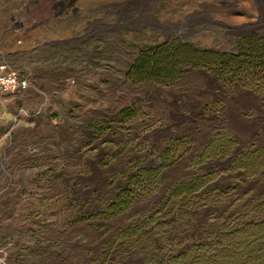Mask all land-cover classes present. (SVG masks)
<instances>
[{"label": "rangeland", "instance_id": "374dc122", "mask_svg": "<svg viewBox=\"0 0 264 264\" xmlns=\"http://www.w3.org/2000/svg\"><path fill=\"white\" fill-rule=\"evenodd\" d=\"M47 23L39 38L4 41L12 24ZM253 32H264V0H0V57L33 73L27 91L0 89V264H88L171 185L231 162L196 159L217 133L231 135L234 154L264 147V94L205 68L174 85L128 75L167 39L232 51ZM126 81L179 92L136 95ZM173 139L183 141L163 163ZM133 162L163 164L157 191L116 217L88 215L115 197Z\"/></svg>", "mask_w": 264, "mask_h": 264}, {"label": "trees", "instance_id": "16d2710c", "mask_svg": "<svg viewBox=\"0 0 264 264\" xmlns=\"http://www.w3.org/2000/svg\"><path fill=\"white\" fill-rule=\"evenodd\" d=\"M190 67L264 94V32L243 35L232 51L170 38L140 52L128 75L134 81L174 85ZM182 141L169 140L163 163L171 157L170 146ZM235 143L229 133H217L196 159L213 154L231 162L171 185L149 211L114 230L88 264H264V147L234 154ZM162 166L133 162L122 173L126 183L115 197L88 215L110 219L138 198L152 196L161 183Z\"/></svg>", "mask_w": 264, "mask_h": 264}, {"label": "built area", "instance_id": "2783aa9c", "mask_svg": "<svg viewBox=\"0 0 264 264\" xmlns=\"http://www.w3.org/2000/svg\"><path fill=\"white\" fill-rule=\"evenodd\" d=\"M33 73L26 72L0 57V89L5 92L27 91L32 88Z\"/></svg>", "mask_w": 264, "mask_h": 264}, {"label": "crops", "instance_id": "0c3cea01", "mask_svg": "<svg viewBox=\"0 0 264 264\" xmlns=\"http://www.w3.org/2000/svg\"><path fill=\"white\" fill-rule=\"evenodd\" d=\"M2 25L6 26L7 24L4 22ZM51 25L52 24L47 23V24H44V26H41V28L39 30H34V29H30V28L24 29L19 24L17 27L12 24L9 26V28L5 29L4 41H5V43L8 44V47H11V45H14L15 41L19 40V38L21 36H24L26 41L31 40L34 36L36 38H39L40 33L45 32L44 29H46V30L49 29L51 27Z\"/></svg>", "mask_w": 264, "mask_h": 264}, {"label": "bare ground", "instance_id": "6f19581e", "mask_svg": "<svg viewBox=\"0 0 264 264\" xmlns=\"http://www.w3.org/2000/svg\"><path fill=\"white\" fill-rule=\"evenodd\" d=\"M254 25H256V23H252V26H254ZM125 84H127L129 86L130 90H132V92L135 93L136 95H138V93H140V92H142L144 90H148L151 93H156V94H158L161 97L167 95L168 93H177V92H179V90H174V89L166 90L162 86L157 85L155 83H147V84L144 83V84L133 85L131 82L126 81ZM125 87H126V85H125Z\"/></svg>", "mask_w": 264, "mask_h": 264}]
</instances>
